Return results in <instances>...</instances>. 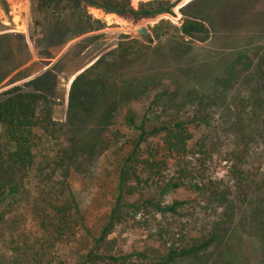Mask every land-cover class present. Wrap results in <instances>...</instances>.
I'll list each match as a JSON object with an SVG mask.
<instances>
[{
	"label": "rangeland",
	"instance_id": "rangeland-1",
	"mask_svg": "<svg viewBox=\"0 0 264 264\" xmlns=\"http://www.w3.org/2000/svg\"><path fill=\"white\" fill-rule=\"evenodd\" d=\"M3 1L8 12L0 5V35L23 36L30 61L0 83V93L44 75L46 90L39 110L49 115L51 126L46 134L37 133L40 162L68 149L59 140L62 134L74 137L76 130H103L101 138L107 140L111 131L127 132L121 127L126 109L147 128L159 122L194 121L184 162L195 176L201 173L203 183L198 188L194 187L197 182L171 188L177 183V167L169 163L160 180L165 193L158 199L162 205L180 201L184 206L174 216L142 211L134 223L119 225L110 236L117 249L123 255L135 254L164 245L171 234L196 238L216 227L217 239L207 251L173 264H264V147L257 140L264 108V0H187L182 12V0H168L177 2L173 15L137 23L88 7L89 24L98 20L102 28L69 39L78 22L67 15L68 24L57 30L58 36L66 34L65 44L52 59H40L47 55L45 47L35 48L32 42L49 30L35 0ZM147 1L130 3L137 9ZM36 20L41 26H35ZM161 20L167 23L160 24ZM185 20L201 24L193 38L179 31ZM50 21L60 19L50 17ZM140 28L148 38L137 33ZM99 59L119 67L112 78L118 88L126 87L125 94H118L126 107H119L111 127L94 129L93 124L68 118L69 91L73 80ZM15 60H24V54ZM0 62L3 70L9 67L5 46L0 49ZM31 64V77L10 84ZM199 147L205 154L192 155L201 151ZM104 154L97 151L89 160L70 162L71 189L84 203L95 192ZM160 230L168 236L158 237Z\"/></svg>",
	"mask_w": 264,
	"mask_h": 264
},
{
	"label": "trees",
	"instance_id": "trees-1",
	"mask_svg": "<svg viewBox=\"0 0 264 264\" xmlns=\"http://www.w3.org/2000/svg\"><path fill=\"white\" fill-rule=\"evenodd\" d=\"M130 1L35 0L36 9L44 14L49 28L42 38L32 40L35 48L45 47L47 55L39 58H54L65 44L62 38L66 34L58 36L57 30L68 24L67 15L75 16L78 22L69 39L102 28L98 20L89 24L90 17L85 12L88 7L113 14L114 19L118 16L137 23L159 15H173L177 6V2L150 0L140 2L134 9ZM0 5L7 13V4L2 0ZM50 17L60 21L52 22ZM164 23L167 22L160 21ZM35 26L41 23L36 20ZM179 31L193 38L201 31V24L185 20ZM2 46L7 49L9 67L6 70L0 67V83L30 61L23 36L2 34L0 49ZM19 53L24 54V60L16 62ZM33 65L18 72L10 84L31 77ZM117 67L99 59L73 80L69 91L70 120L93 124L94 129L111 127L119 107H126L118 95L125 94L126 87L118 88L112 78L119 71ZM44 90L42 75L0 93V264H173L212 246L217 239L216 227L196 238L187 235L177 238L171 234L164 245L129 255H123L116 241L110 239L119 225L134 223L142 211L174 216L184 206L180 201L162 205L158 199L165 193L160 180L168 172L169 163L177 167L174 172L177 183L171 188L195 182L194 187L198 188L203 183L201 173L195 176L184 162L190 153L188 144L194 133L190 124L194 121L159 122L147 128L144 121L137 123L134 112L126 109L121 127L127 132L111 131L107 140L101 138L103 130H76L74 137L62 134L59 140H64L68 149L42 163L37 155L36 142L40 140L37 133L46 134L51 126L49 115L39 110ZM100 94L108 100L102 101ZM257 140L264 147V108ZM199 148L201 151L192 155H204L202 147ZM97 151L105 152L96 179L98 184L90 200L84 203L71 189L70 162L89 160ZM211 195L217 193L211 191ZM167 234L160 230L157 235L162 238Z\"/></svg>",
	"mask_w": 264,
	"mask_h": 264
},
{
	"label": "water",
	"instance_id": "water-1",
	"mask_svg": "<svg viewBox=\"0 0 264 264\" xmlns=\"http://www.w3.org/2000/svg\"><path fill=\"white\" fill-rule=\"evenodd\" d=\"M184 3H183V6H181V7H184L185 5H186V1L187 0H182ZM180 7V8H181ZM137 33L140 35V36H143V37H145V38H148L149 37V35H148V33H147V31L144 29V28H140L138 31H137Z\"/></svg>",
	"mask_w": 264,
	"mask_h": 264
}]
</instances>
